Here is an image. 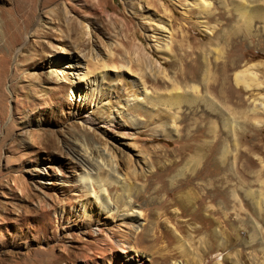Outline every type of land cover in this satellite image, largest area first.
<instances>
[{"label": "rangeland", "instance_id": "rangeland-1", "mask_svg": "<svg viewBox=\"0 0 264 264\" xmlns=\"http://www.w3.org/2000/svg\"><path fill=\"white\" fill-rule=\"evenodd\" d=\"M206 1L209 18L194 0H0V264H84L98 261L100 250L112 253L105 237L127 231L118 216L120 185L110 183L106 191L111 213L86 204L99 234L73 209L85 202L76 162L92 148L111 163V170L101 168L103 177L108 169L133 187L131 201L142 215L130 235L132 252L151 264H264V212L242 191L264 193V114L259 109L260 121L242 120L236 110L262 108L264 26L254 20L257 29L248 31L231 7ZM58 5L68 24L52 14ZM217 48L236 65L225 64L230 101L212 91L240 120L235 145L207 109L148 102L190 62L192 73L201 68L203 56L207 81L221 75ZM242 68L252 73L249 89L234 82L233 72ZM118 101L123 106L116 112ZM99 106L115 118L100 119ZM226 138L225 160L215 148ZM188 191L208 193L195 216L212 218L202 222L180 212ZM142 226L148 235L139 233ZM252 227L257 238L250 243Z\"/></svg>", "mask_w": 264, "mask_h": 264}, {"label": "bare ground", "instance_id": "bare-ground-1", "mask_svg": "<svg viewBox=\"0 0 264 264\" xmlns=\"http://www.w3.org/2000/svg\"><path fill=\"white\" fill-rule=\"evenodd\" d=\"M218 1L220 2L221 5L224 4L225 7H231L232 11H234L233 14L237 15V19L239 22L241 21L245 26H247L245 28L248 31L251 29V27L253 29L256 28L257 25L253 23L254 20H256L255 22H257V24L261 23L260 25L264 26V0H218ZM194 4H197L199 10L203 14H205L206 17L208 16L209 18L210 16L213 15L212 10L210 9L209 1L194 0ZM52 12H53L52 14L56 15L59 19H63V22L68 24L69 19H67L66 14L61 10L59 5L53 7ZM40 23L41 22L38 21V24ZM40 26L43 27V25H40ZM73 29H76V27L74 26ZM163 47L166 48L167 50L169 49L167 45V41L164 42ZM224 53L218 48L213 49L214 61L215 60L223 61V66L221 68V71H222L221 75L213 78L212 80L207 81L209 66L207 65L208 63L207 56H203L202 57L203 62H201L203 64L201 68H195L194 73L191 72V70L193 69L192 66H194V64L190 62L186 70L178 71L179 73L175 76V79L173 78V76L168 77L167 81L165 82L166 83V88L164 87L165 92L162 96H158V97L155 96L154 98H151V97L149 98V96H147V92L145 89L140 91V94L144 95V97L146 98L147 97L149 98L147 99L149 100L148 102H150L152 108L153 107L160 108V105H163L166 109H170L172 108V106L177 109H180V107L184 105L189 110V112L192 110L193 111L198 110L199 107L200 108L202 107L204 110L207 109L208 111L213 113V115L215 114L218 117V119H220V124L225 130L226 135H228L227 138L232 139V144H233L235 138L233 137L232 132L234 128L240 125L239 124L240 120L238 119V117L241 118L242 120L250 117V118H253L252 120L254 121L255 120L260 121L259 119L256 118V115L258 116L259 109H261L262 113L264 114V103H263L264 96L262 98H258L259 102L262 105V108H257L255 104H252L251 106H248L245 109H242V108L236 109L239 114L237 118H233L229 110L227 111V109L231 107L230 105H225L224 106L226 107V110H225L223 106L219 104V101L217 102V99H216L217 97L214 98L215 96L212 93V91H216L226 101H230V96H231L228 90L229 88L228 80H227L228 75L226 74L227 72H225L227 69L225 64L228 63V65H231L232 63L234 64V62H231L233 61V59H231L230 61L228 58V54L225 53L226 54L225 55ZM223 57H226V59L224 60ZM173 62H175V60L173 59L170 60L169 65H171ZM162 64H166L165 61ZM191 64L193 65L191 66ZM249 75L252 76V73L249 71V68H242L240 70L233 72V78H234L235 84L237 85L240 83L243 85L244 88L249 89L248 86L252 84L251 82H253L252 77H250L249 81L247 80L246 76H249ZM86 78H87V75L84 72V75H82V79L84 80ZM87 84L88 82H84V84L82 85L86 87ZM202 85H204V87L205 85L209 86V89L212 95L209 94L208 91H203ZM90 86L86 88L91 89ZM94 87H95V84H94ZM97 87L98 86L96 85V88ZM255 87L259 88V85L256 84ZM93 89L94 88H92V90ZM256 99L257 98L253 97L251 101L254 102ZM117 104L119 105H117L113 109L116 112L120 109L119 107L123 106V104H121V102L119 101L117 102ZM125 104H127V102ZM109 111L110 110L105 109V107L104 108L100 107L99 109V115L101 117L100 119L110 121L113 118H115L111 116V114H109ZM227 138H226V141L223 142L221 146L218 145V147L215 148V151L220 148L221 159H225L226 155L229 152L228 145L231 144L230 143L231 140H227ZM95 149L92 148L91 150H89V152L82 151V153H80L79 160L76 162V169H75L76 177L78 178V185L82 187V190L84 192L85 202H81L80 204L77 203L75 206H73L74 207L73 209L76 212L80 213L84 218H86L87 220L86 223L87 224L91 223L94 227L95 232L99 234L102 227L98 224L99 223L98 219L93 215L92 210H86V204L88 203V201L89 203L92 202V204L94 203V205L97 207L98 212L100 213L110 212L111 213V211H113V207H111L110 205L106 191L108 190L110 183L119 184L122 190V194L120 195L122 196V198L118 196L120 199H117L118 201L117 200L115 201H117L123 207L122 211L119 210L120 212H118V216H120L121 222L123 221L124 223H126L127 231H124L118 239H115L111 235H108L105 237L107 248L112 249V253L109 256H107L104 251L100 250L98 252V254H100V259H98V261L96 260L95 262L93 261L89 262L87 259L84 264H151L150 259L147 258L142 253H138L136 251L132 252L133 248L130 242V235L134 232L135 228L139 226V218L142 215V213L139 212V210L137 212V210L134 208L133 203L131 201L130 192H131V189H133V187L131 186L127 187L128 185L124 184L122 181L117 180L115 176H110L108 169L111 170L112 168L111 163L105 160L104 157H102L103 154L98 149L96 150ZM105 167H107L108 169H107L106 174L103 177V175H101V168H105ZM259 182H260V187H261V182L264 183V181H259ZM90 183L95 184V187L99 191L97 194L94 193L93 190L89 189L88 186ZM136 188L139 189L137 190L138 192L142 193V189L140 187L136 186ZM242 191L244 193L245 198L247 197V199L249 200V202L251 203L252 207L255 209L256 212H264V193L261 188L251 189L249 187H246V188L243 187ZM204 192L205 193H201L200 196H196L195 194H192L189 191L187 192V194L188 193L189 194L188 195L185 194L186 196L184 197L181 194L183 197L182 203H184L185 209L184 211H180V212L182 214L187 213V215H189V218H197L198 221H202V222L206 218L207 219L212 218V216L208 212L207 213L205 212V214H203L202 216H195L196 215L195 212L202 206L203 199L208 197V193L206 191ZM223 215L225 216L223 220H226V217H228L227 212L223 211ZM200 227H195V228L200 229ZM254 229L255 228L252 227V230L249 233L250 243L253 242L257 238ZM142 232L145 235L149 234L148 229L145 226H142L141 229L139 230V233H142ZM209 235L210 237H215L216 230L211 231ZM181 245L182 243H179L178 245L176 244V247L181 248L182 247ZM260 249L264 253V248L261 247Z\"/></svg>", "mask_w": 264, "mask_h": 264}]
</instances>
